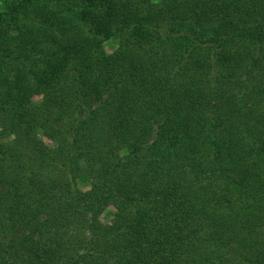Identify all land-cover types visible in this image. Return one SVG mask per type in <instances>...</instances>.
Masks as SVG:
<instances>
[{"label":"trees","instance_id":"trees-1","mask_svg":"<svg viewBox=\"0 0 264 264\" xmlns=\"http://www.w3.org/2000/svg\"><path fill=\"white\" fill-rule=\"evenodd\" d=\"M22 61L42 68L0 90V264H264V0L14 1L0 76Z\"/></svg>","mask_w":264,"mask_h":264},{"label":"rangeland","instance_id":"rangeland-1","mask_svg":"<svg viewBox=\"0 0 264 264\" xmlns=\"http://www.w3.org/2000/svg\"><path fill=\"white\" fill-rule=\"evenodd\" d=\"M14 1H19V0H0V10H8L12 7ZM53 36H54V32H49L46 33L45 35L41 36V38L39 39V41L37 42L36 48L35 50H37L39 47H43L46 42L50 40H53ZM58 42L56 44H54L53 49H57V46L62 48L63 47V43L67 40V36H65L64 34L61 35L60 37L57 35ZM103 46L104 49L107 52H111L115 47H116V42L112 39H108L106 41L103 42ZM38 52V51H36ZM31 57H36L35 55H33V52L30 51L29 54ZM29 56V57H30ZM31 66V64H29L28 61H22L19 63H8V67L10 70H12V74L13 75H9L6 76L5 74H2L0 76V90H3L7 83L13 80H15L19 75L18 73H21L22 75L24 74V78L21 76V80H26L27 79H31L34 76L39 74L40 69L42 68L39 64L35 65V70H29L28 68ZM34 75V76H33ZM7 79H9L7 81ZM3 97L1 96L0 99H2ZM41 101V94H33L32 96L29 97V104L31 105H37L39 104ZM9 106H7V110ZM1 130V128H0ZM35 139H39L42 140L43 143H45L48 147H54L55 146V141L54 140H50L49 138L40 135L39 133L32 131L31 134ZM13 137V134L9 133V132H5V133H0V139L4 142H7L8 140H10ZM84 164L81 165L82 170L77 173L76 175V184L78 186V188H80L82 191H88L89 190V178L86 175L85 171H84ZM114 213H115V207L113 202H109L106 206L103 207V209H101V211L97 214V216L95 217L96 220H98L100 223L103 224H110L111 221L114 218ZM37 239L41 240L42 242L48 243L51 239V236H49V234H40L36 236ZM99 247L101 248V245H99ZM67 256H63L61 259H59V264H69L67 260ZM110 263V261H108ZM108 262H103V260L101 258H97V257H93V260H88V264H100V263H104V264H109Z\"/></svg>","mask_w":264,"mask_h":264}]
</instances>
